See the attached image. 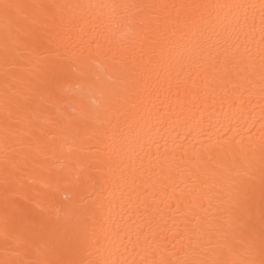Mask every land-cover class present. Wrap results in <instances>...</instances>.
Segmentation results:
<instances>
[{"label":"snow or ice","instance_id":"snow-or-ice-1","mask_svg":"<svg viewBox=\"0 0 264 264\" xmlns=\"http://www.w3.org/2000/svg\"><path fill=\"white\" fill-rule=\"evenodd\" d=\"M257 30L258 59L213 54ZM0 76V264H264V0H0Z\"/></svg>","mask_w":264,"mask_h":264},{"label":"bare ground","instance_id":"bare-ground-1","mask_svg":"<svg viewBox=\"0 0 264 264\" xmlns=\"http://www.w3.org/2000/svg\"><path fill=\"white\" fill-rule=\"evenodd\" d=\"M22 2H30V0H22ZM58 2H61V3H64V2L101 3V2H105V0H58ZM249 2L259 3V0H249ZM257 23H258V20H257ZM88 38H94L95 41L98 44H100L103 48L111 49L113 52H116L117 54H118V50L120 49L121 44L128 39L127 35L122 31V29L118 25H115V24L109 25L108 28H104L102 26L96 27L94 30L89 28ZM259 40H260V36H259L258 30H257L256 35L253 37L251 44H248L247 38H245L241 34L240 38L236 39L235 42L232 43L231 48H228L227 44H224L223 46H217V48L213 50V54L215 55L218 53L221 56L225 54H235L236 56L248 55L249 53L246 51V49H251V54L256 56V58L258 59L259 58ZM93 71L96 72L100 76L99 81L83 82V90L85 93L83 99L86 103H89V104H91L94 99H98L99 90L101 88L106 87V78H105L103 70L96 69L94 67ZM183 71L186 74H190L192 78H196L197 80L199 79L197 75L199 72V69L195 65L185 68ZM3 94H4L3 79H2V76H0V103H2L3 101ZM249 123L251 122L249 121ZM258 129H259V124L255 125L251 129V134L253 135L254 139H256L257 141L259 140V136H260ZM154 133H155V129H153V132L149 133V135H152ZM156 135L157 137L159 135H164L168 137L170 147L175 146L171 140V136H177L175 144H180V145L189 146V147H191L192 145L199 146L201 143L206 145L209 142L207 135H201V136L194 135V136L185 137L183 129L175 128V130H173L172 128H169L167 123H165L163 128H160L159 133H156ZM161 145H163L162 140H161ZM137 151L139 152L138 156H136L134 159L126 160L125 162L129 170L138 168L141 163L145 165L148 163V157L145 154V150L137 149ZM161 151H163V148H161ZM155 152H156V149L153 146L152 148L153 156L155 155ZM0 162H2V153H0ZM75 163L76 161L73 160L68 165V167H74ZM186 167L193 168L194 166L186 165ZM64 172L65 170H61L56 175L55 178L60 181V184L58 186L59 190L53 191L51 193L52 197L60 201H63L65 197H69L71 195V190L68 188H65L63 184ZM36 187L39 189L40 186L36 185ZM116 210L117 212H120L119 201H117ZM124 211L127 212V208H125ZM133 219H135V215L133 216ZM117 221L118 222L120 221L119 216H117ZM2 258H3V250L2 248H0V259Z\"/></svg>","mask_w":264,"mask_h":264}]
</instances>
